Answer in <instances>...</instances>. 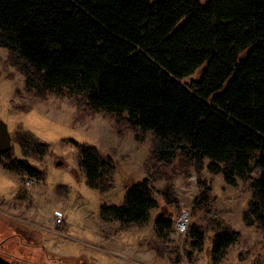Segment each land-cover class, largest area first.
I'll use <instances>...</instances> for the list:
<instances>
[{
  "label": "trees",
  "instance_id": "obj_1",
  "mask_svg": "<svg viewBox=\"0 0 264 264\" xmlns=\"http://www.w3.org/2000/svg\"><path fill=\"white\" fill-rule=\"evenodd\" d=\"M0 48L36 98L67 91L140 136L152 134L151 178L130 187L121 204L102 205L104 220L144 225L151 211L167 206L153 222L167 243L176 224L170 209L180 206L174 180L196 173L203 191L185 240H202L195 213L211 201L212 187L202 178L207 169L230 186L251 181L243 221L264 231V0H0ZM194 74L189 87L180 82ZM13 142L24 157L42 156L50 147L30 131ZM73 142L87 184L107 193L115 184V159ZM13 154L12 146L0 157L5 169L24 181L42 176ZM158 179L165 180L161 190ZM240 237L217 226L212 254ZM179 252L169 251L181 260ZM82 258L61 260L80 264Z\"/></svg>",
  "mask_w": 264,
  "mask_h": 264
},
{
  "label": "rangeland",
  "instance_id": "obj_2",
  "mask_svg": "<svg viewBox=\"0 0 264 264\" xmlns=\"http://www.w3.org/2000/svg\"><path fill=\"white\" fill-rule=\"evenodd\" d=\"M195 77L180 82L189 87ZM80 99L67 91L36 98L27 91L25 76L8 64L7 50L0 48V120L12 135L13 158L29 160L43 172L28 182L29 178L24 181L20 174L3 167L5 158L0 163V263L70 264L61 259L84 257L80 264H264V231L247 227L243 221L253 189L251 181L230 186L221 174L203 171V181L212 187L211 201L195 213V219L205 236L202 240L189 236L187 245L188 231L183 235L174 229L167 243L155 232L154 219L168 211L164 205L151 211V219L144 225L104 220L102 205L121 204L130 187L151 178L146 162L153 138L151 133L140 136L113 114L92 110ZM24 131L49 143L47 153L24 157L13 142L14 136ZM73 141L94 145L115 159V184L107 193L87 184ZM58 162L62 166H57ZM154 185L161 190L165 180L158 179ZM174 187L180 204L170 209L176 216L175 227L187 217L189 230L194 200L203 188L196 173L176 178ZM217 226L230 227L241 237L222 254L213 255L211 237ZM35 232L42 243L33 239ZM173 249L180 251L181 260L169 253Z\"/></svg>",
  "mask_w": 264,
  "mask_h": 264
},
{
  "label": "water",
  "instance_id": "obj_3",
  "mask_svg": "<svg viewBox=\"0 0 264 264\" xmlns=\"http://www.w3.org/2000/svg\"><path fill=\"white\" fill-rule=\"evenodd\" d=\"M217 96L215 94L213 97ZM12 149V135L8 125L0 120V157L9 153ZM57 166H62V162H58Z\"/></svg>",
  "mask_w": 264,
  "mask_h": 264
},
{
  "label": "built area",
  "instance_id": "obj_4",
  "mask_svg": "<svg viewBox=\"0 0 264 264\" xmlns=\"http://www.w3.org/2000/svg\"><path fill=\"white\" fill-rule=\"evenodd\" d=\"M33 181H34L33 178H29L28 179V182H33ZM184 219H185L184 223H182V224L180 223L178 226L175 227V232L178 233V231H180L183 235H186L187 231H188V224H187L188 221H187V219L185 217H184ZM57 223H61V219L60 218H58Z\"/></svg>",
  "mask_w": 264,
  "mask_h": 264
},
{
  "label": "bare ground",
  "instance_id": "obj_5",
  "mask_svg": "<svg viewBox=\"0 0 264 264\" xmlns=\"http://www.w3.org/2000/svg\"><path fill=\"white\" fill-rule=\"evenodd\" d=\"M187 218V217H186ZM185 222V219L183 218L181 221H180V223L182 224V223H184Z\"/></svg>",
  "mask_w": 264,
  "mask_h": 264
},
{
  "label": "flooded vegetation",
  "instance_id": "obj_6",
  "mask_svg": "<svg viewBox=\"0 0 264 264\" xmlns=\"http://www.w3.org/2000/svg\"><path fill=\"white\" fill-rule=\"evenodd\" d=\"M22 233H24V231L20 230ZM20 234V233H19ZM25 234V233H24Z\"/></svg>",
  "mask_w": 264,
  "mask_h": 264
}]
</instances>
